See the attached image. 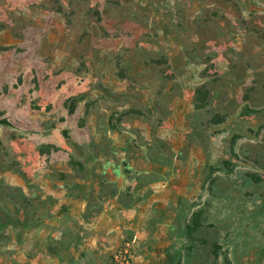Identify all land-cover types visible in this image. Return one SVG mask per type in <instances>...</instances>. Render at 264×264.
<instances>
[{
    "label": "rangeland",
    "instance_id": "1",
    "mask_svg": "<svg viewBox=\"0 0 264 264\" xmlns=\"http://www.w3.org/2000/svg\"><path fill=\"white\" fill-rule=\"evenodd\" d=\"M144 228L161 264H264V0H0V264Z\"/></svg>",
    "mask_w": 264,
    "mask_h": 264
},
{
    "label": "crops",
    "instance_id": "2",
    "mask_svg": "<svg viewBox=\"0 0 264 264\" xmlns=\"http://www.w3.org/2000/svg\"><path fill=\"white\" fill-rule=\"evenodd\" d=\"M155 185H157V184H155ZM162 187L165 188V185H163ZM155 188H156V186H155ZM140 208H141L140 205H134L131 208H127V209L124 208L123 211H124V213L126 211L127 212L133 211L135 213V216L138 214L137 215L138 217H142L143 216V209H140ZM104 214L107 216V218H110L111 220L113 219L112 216H114V215H112L113 213L111 211H105ZM142 229H139L133 238V240L134 239L136 240L135 251L137 250V253H138L136 258L133 261V264H161V258H160L161 256H159L156 253H158V251L163 250L162 248L159 249V247H155L153 250L154 252L151 253L150 257H148L147 254L145 256L140 254V252L143 251L142 244H141L142 239L155 237L153 235H157V233L152 235V233L145 228H144L145 230H142ZM93 264H99V262H97V263L94 262Z\"/></svg>",
    "mask_w": 264,
    "mask_h": 264
},
{
    "label": "built area",
    "instance_id": "3",
    "mask_svg": "<svg viewBox=\"0 0 264 264\" xmlns=\"http://www.w3.org/2000/svg\"><path fill=\"white\" fill-rule=\"evenodd\" d=\"M135 244V239L124 243L114 252L110 264H133L136 255Z\"/></svg>",
    "mask_w": 264,
    "mask_h": 264
}]
</instances>
